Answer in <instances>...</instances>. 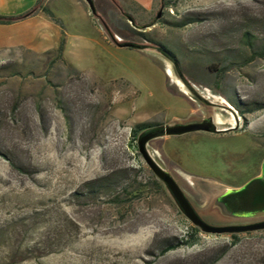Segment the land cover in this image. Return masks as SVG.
I'll use <instances>...</instances> for the list:
<instances>
[{"label": "rangeland", "instance_id": "374dc122", "mask_svg": "<svg viewBox=\"0 0 264 264\" xmlns=\"http://www.w3.org/2000/svg\"><path fill=\"white\" fill-rule=\"evenodd\" d=\"M116 1L139 26L114 6L99 18L83 0H46L63 24L55 47L0 48V264H264V230L235 234L234 245L199 232L195 245L158 256L192 225L154 185L132 133L212 117L219 134L146 147L200 213L260 174L264 108L253 109L264 105V56L249 60L243 34L261 50L264 0H155L150 12ZM118 170L126 178L115 190L87 193Z\"/></svg>", "mask_w": 264, "mask_h": 264}, {"label": "water", "instance_id": "95a60500", "mask_svg": "<svg viewBox=\"0 0 264 264\" xmlns=\"http://www.w3.org/2000/svg\"><path fill=\"white\" fill-rule=\"evenodd\" d=\"M89 10V13L97 17L96 8L93 0H83ZM163 4L157 14L155 20L159 18L162 11ZM121 48L140 49V46L132 43H117ZM185 86H189L186 82H183ZM191 88V86H190ZM193 89V88H191ZM191 92L193 90H190ZM212 126L206 127L199 124H187L186 121L176 120L173 124L167 126H154L148 128L144 133L137 137L136 145L137 152L141 159L154 175L156 180L161 182L166 191L170 195L173 202L176 204L179 211L186 218V220L195 228H197L203 234L221 235V234H239L251 231L264 230V158L260 166V174L251 178L244 185L239 188L224 189L213 202L212 210L210 214L218 218V209L216 206V199L218 197H226L228 199L227 206L228 212L233 215L232 219L238 220H261L245 224H232V225H213L224 223L223 219L220 223H211L204 221L199 216V211L193 206L191 201L187 198L183 190L177 184L175 179L169 172L161 168L152 156L147 151V143L150 140L160 138L163 136H178L195 131H207ZM202 213V212H201ZM207 213V212H206Z\"/></svg>", "mask_w": 264, "mask_h": 264}, {"label": "trees", "instance_id": "16d2710c", "mask_svg": "<svg viewBox=\"0 0 264 264\" xmlns=\"http://www.w3.org/2000/svg\"><path fill=\"white\" fill-rule=\"evenodd\" d=\"M111 4L129 21H131V23H134V19L132 18L131 15L123 13V9L121 8L120 5H118L116 0H110ZM164 7L168 6V3H162ZM135 6V5H134ZM137 9H139L142 12H146L144 11L141 7H137ZM41 11L45 16H47L50 21L52 23H54L56 26L59 27V29L61 30V34H63V24L62 21L57 18L48 8L46 7H42L41 5H39L37 3V5H35L34 7H32L31 9L25 11L24 13H21L19 15H15V16H2L0 15V25H10V24H14L17 22H21L27 18H30L32 16H34L36 14L37 11ZM100 18V17H99ZM103 22V21H102ZM186 24V22L181 23V26H184ZM137 25V24H135ZM139 26V25H137ZM254 38L250 36V34L248 32H245L243 34V43L244 45L251 51L250 53V57L249 60L255 59L257 57H263L264 56V45L262 46L260 51H254L253 49V40ZM63 47H64V39H61L60 43H59V47H58V54L59 56L62 55L63 52ZM154 49L159 52L160 54H162L163 56H165L166 58H168L169 61L173 62V64L175 65V68H178V63H176V60L174 59L173 55L163 46L161 45H156L154 47ZM225 70L222 71H217L216 73V77L218 80H220L222 73ZM264 108V105L261 107H257L254 108L253 110H259ZM146 128V125H138L135 127V129L132 130V133L134 134L135 132H139L140 130ZM126 178V170H118V171H113L110 174L103 176L99 179H96L94 181H91L89 183L85 184V189L87 190L88 194H98V195H104V194H108L111 190H115V187L117 186V184L119 183L120 180H124ZM154 185L159 188L160 190L162 189V185L155 180L154 181ZM130 186H125L122 190L126 191L127 188H129ZM199 230L193 226H189L188 231L186 232V235L184 237H182L181 239L177 240V239H172L170 241H168L158 252V256H163L165 255L167 252L175 250L181 246H186V247H191L193 245L196 244L197 242V237L199 234ZM233 239V241L231 242V244H235L236 243V235H230Z\"/></svg>", "mask_w": 264, "mask_h": 264}, {"label": "crops", "instance_id": "0c3cea01", "mask_svg": "<svg viewBox=\"0 0 264 264\" xmlns=\"http://www.w3.org/2000/svg\"><path fill=\"white\" fill-rule=\"evenodd\" d=\"M46 0H0V15L15 16L31 9L37 3L42 7L48 8L44 5ZM101 5L98 9L99 14L103 17L108 15V10L113 7L110 0H100ZM130 5L142 7L147 12H150L154 7L155 0H126ZM51 12L52 10L48 8ZM150 10V11H149ZM53 13V12H52ZM54 14V13H53ZM45 15L39 10L30 18L21 22L10 25H0V48H9L17 45H25L28 47H55L58 41L59 32L61 30L55 28V24L51 26L50 22L44 20ZM47 17V16H46ZM48 18V17H47ZM49 19V18H48ZM50 20V19H49ZM42 27L39 28V24ZM37 25V26H36ZM31 26V27H29ZM26 27L23 33L18 34L19 28ZM29 27V28H27ZM45 32L44 38H41V33Z\"/></svg>", "mask_w": 264, "mask_h": 264}, {"label": "flooded vegetation", "instance_id": "af4514ba", "mask_svg": "<svg viewBox=\"0 0 264 264\" xmlns=\"http://www.w3.org/2000/svg\"><path fill=\"white\" fill-rule=\"evenodd\" d=\"M93 3H94V6L96 8V12H97V15L101 18H103L99 12H98V9L100 7V5L102 4L100 0H93ZM120 44H123V43H120ZM133 44V43H132ZM133 49V48H132ZM187 124H199V125H203V126H206V127H209V126H212L209 130L207 131H195V132H191V133H208V134H219L221 131L216 129V124L213 122L212 120V117L210 115H207V116H204V117H201L200 119H195V120H190V121H186ZM173 124V123H171ZM167 125H170L168 123H164V124H160L158 126L160 127H163V126H167ZM149 129L150 128H153V127H148ZM148 128H144L142 130H140L138 132V136L142 133H144ZM231 130V129H229ZM189 134V133H187ZM185 135V134H183ZM178 136H182V135H178ZM178 136H169V137H178ZM152 141V140H150ZM149 141V142H150ZM148 142V143H149ZM147 143V144H148ZM250 180V179H249ZM248 180V181H249ZM246 183V182H245ZM244 183V184H245ZM243 184V185H244ZM242 186V185H241ZM239 186V187H241ZM239 187H236V188H239ZM227 202H228V199L226 197H218L216 199V206L214 205V207H219L218 209V218L220 219H223L224 223H221V224H213V225H232V224H245V223H250V222H255V221H261V220H264V219H261V220H236V219H232V217H234L233 215H231L227 210H228V206H227ZM192 203V202H191ZM194 206V205H193ZM196 206V204H195ZM199 216L206 222H210L209 220H214L215 217L214 215L210 214V212L208 211L207 213H199Z\"/></svg>", "mask_w": 264, "mask_h": 264}, {"label": "bare ground", "instance_id": "6f19581e", "mask_svg": "<svg viewBox=\"0 0 264 264\" xmlns=\"http://www.w3.org/2000/svg\"><path fill=\"white\" fill-rule=\"evenodd\" d=\"M166 73H167L172 79L176 80L175 77H174L173 74H172V71H171V68H170L169 65H166ZM176 81H177V80H176ZM216 119H217V121H218L219 123H224V119H223V117H222L220 114H217V115H216ZM229 121H230V120H229ZM230 122H231V121H230Z\"/></svg>", "mask_w": 264, "mask_h": 264}]
</instances>
